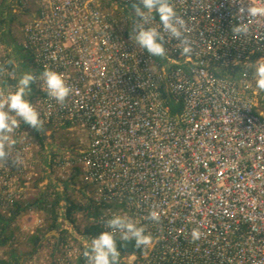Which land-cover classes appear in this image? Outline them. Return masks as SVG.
Masks as SVG:
<instances>
[{"label":"built area","instance_id":"built-area-1","mask_svg":"<svg viewBox=\"0 0 264 264\" xmlns=\"http://www.w3.org/2000/svg\"><path fill=\"white\" fill-rule=\"evenodd\" d=\"M30 1L37 12L20 28L18 47L32 55V72L63 74L74 94L61 106L38 80L27 99L45 127L70 125L88 139L57 164L80 167L99 186L93 201L105 210L92 223L109 231L105 220L119 214L145 227L153 243L133 252V264H264V92L253 78L264 58V18L245 13L248 35L231 31L240 8L258 0H173L194 48L190 58L167 35L165 58L131 40L138 0ZM7 24L0 22V64L11 50L1 40ZM149 26L162 31L154 14ZM19 129L11 134L19 166L13 158L0 163L5 217L24 201ZM154 209L159 223L146 219ZM197 226L203 236L193 243ZM133 254L121 252L122 261Z\"/></svg>","mask_w":264,"mask_h":264},{"label":"rangeland","instance_id":"rangeland-1","mask_svg":"<svg viewBox=\"0 0 264 264\" xmlns=\"http://www.w3.org/2000/svg\"><path fill=\"white\" fill-rule=\"evenodd\" d=\"M100 2L105 5L107 0ZM4 5L6 9H2ZM1 10L4 12L1 14L3 18L8 21L12 19L11 31L9 38L7 37L8 47L11 49L8 56H15L19 50L16 46L22 40L20 28L37 11L30 0H0ZM4 34L7 36V32ZM1 47L0 63L6 57L5 50ZM21 73L19 71V75H15L8 71L0 74V85L4 93L14 90ZM19 137L26 148L24 180L21 183L24 201L19 204L24 210L12 222L15 236L7 245L0 247V259L7 261L11 254H17L24 260L22 264H65V260L69 259L76 264H87L83 257L84 241L87 238L82 236V231L92 223L93 217L87 211L80 210L74 213L72 220L67 219L65 200L68 198L78 205L87 206L99 196V186L87 181L80 167L74 166L70 170L64 165L58 166L57 162L76 157L79 150L86 147L88 139L80 130L70 125L44 126V132H41L23 121ZM56 201H59L58 205L53 206ZM103 210L105 209L98 207V215ZM92 213L95 214L94 211ZM55 215L58 216L59 227L51 230L50 225ZM33 237L41 239L38 247L31 240ZM134 252L138 256L141 254L137 248Z\"/></svg>","mask_w":264,"mask_h":264},{"label":"clouds","instance_id":"clouds-1","mask_svg":"<svg viewBox=\"0 0 264 264\" xmlns=\"http://www.w3.org/2000/svg\"><path fill=\"white\" fill-rule=\"evenodd\" d=\"M241 4L245 0H239ZM248 7L240 8L241 22L231 28L234 38L247 36L250 28L244 22L245 13L247 19L264 18V0L258 2H247ZM143 6V7H141ZM135 19L131 40L139 46L141 50H146L150 56L165 58V36L179 41L181 54L190 58L194 52L191 40L186 35V22L176 11L173 0H138L132 5ZM153 14L159 17L162 31L157 27L149 26ZM17 61L14 55L0 64V74L9 71L10 67L16 66ZM253 72L255 87L264 92V58L256 61ZM42 81L50 99L55 100L59 105H65L66 101L74 94L72 86L67 82L65 76L57 71L46 68L39 76L32 71H25L20 74L11 92L0 93V163H7L10 158L12 162L19 166L18 157H13L11 145H14L11 134L20 126V122L32 128L44 132V121L40 112L31 103L27 96L31 92V86L37 81ZM146 219L155 223L160 221V213L157 210L149 212ZM105 227L109 231H104L96 237L84 241L83 257L87 264H133L135 255L122 261L121 252L117 244V236L122 242H133L137 249L146 251L153 243V236L146 232V228L139 226L126 215L115 214L105 220ZM191 241H199L203 233L200 227H194L191 231Z\"/></svg>","mask_w":264,"mask_h":264},{"label":"trees","instance_id":"trees-1","mask_svg":"<svg viewBox=\"0 0 264 264\" xmlns=\"http://www.w3.org/2000/svg\"><path fill=\"white\" fill-rule=\"evenodd\" d=\"M133 5V4H132ZM131 5V6H132ZM130 6V8H131ZM6 5H4L2 7V9H6ZM129 10V9H128ZM0 15H3V10L0 11ZM1 15V17H2ZM155 15V14H154ZM157 16V15H155ZM12 20V19H11ZM10 21H8L9 23L7 25L10 24ZM1 24H5L6 23V19L5 18H1L0 20ZM7 32V31H6ZM4 32V33H6ZM3 33V35H5ZM3 35L1 36V40L4 44L9 45V43H7V39L9 38V33L7 32V36L3 38ZM8 37V38H7ZM17 50L16 54H15V58L17 61L16 66L10 67L9 71H12L15 75H19V71L25 72V71H32V55L27 52L22 50L21 48H19L18 46H16ZM13 55V54H12ZM11 55L7 56V60L10 58ZM6 60V61H7ZM237 71H241V68H238L237 70H235V72ZM35 89L33 86H31V92L29 94V99L32 97V95L34 94ZM169 106L171 111H177V109L179 108L178 105L174 104L173 101H169ZM59 201H56V203H53V206L58 205ZM65 217L69 220H72V216L74 215V213L76 211H80V210H85L87 211L89 216H92L94 219H96L98 217V207L100 205L96 204L94 201H91L89 203V205L87 206H81L78 205L76 203H74V201L70 200V199H66L65 200ZM24 209H22V207H20V205H17L15 207V210L10 214L9 217H5L2 216L0 214V247L7 245L9 242H11L15 236V231L12 229V222L15 219V217L22 212ZM94 211L95 214H93L92 212ZM53 214H55L54 211ZM57 220H58V216L55 215L52 224L50 225L51 230H55L57 229L59 226L57 224ZM103 230L102 228L98 225V224H94L91 223L89 225H87L83 231H82V236H84L87 239H90L92 237H96L98 236L100 233H102ZM36 247H38L40 245V238H36L33 237L31 239ZM117 244L119 247L120 252H134L136 250L134 241L133 242H122L117 240ZM36 250V249H35ZM22 260L21 257H19L17 254H11L9 260L5 261V260H1L0 259V264H22Z\"/></svg>","mask_w":264,"mask_h":264},{"label":"bare ground","instance_id":"bare-ground-1","mask_svg":"<svg viewBox=\"0 0 264 264\" xmlns=\"http://www.w3.org/2000/svg\"><path fill=\"white\" fill-rule=\"evenodd\" d=\"M132 254H133V252H132Z\"/></svg>","mask_w":264,"mask_h":264}]
</instances>
